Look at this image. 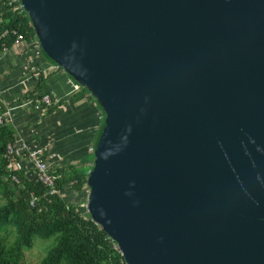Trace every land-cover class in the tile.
<instances>
[{"label":"water","instance_id":"1","mask_svg":"<svg viewBox=\"0 0 264 264\" xmlns=\"http://www.w3.org/2000/svg\"><path fill=\"white\" fill-rule=\"evenodd\" d=\"M105 114L87 211L126 264H264V0H22Z\"/></svg>","mask_w":264,"mask_h":264},{"label":"trees","instance_id":"2","mask_svg":"<svg viewBox=\"0 0 264 264\" xmlns=\"http://www.w3.org/2000/svg\"><path fill=\"white\" fill-rule=\"evenodd\" d=\"M10 1L0 0V53L4 47L12 48L17 34H23L28 40L37 37L28 15L10 7ZM5 32L7 34L3 37ZM42 56L50 64L57 65L43 50ZM35 80H38L37 86L25 94V100L42 96L39 91L45 88L46 75L41 73ZM81 92L91 95L85 88ZM95 101L103 112L101 105ZM56 108L50 107L47 111L54 112ZM105 124L104 114L93 150ZM14 141L11 126L0 124V195L6 200V203L0 205V264H21L23 251L31 248L37 239L52 242V247L48 248L40 264H126L118 244L102 226L92 220L88 211H82L79 205L63 196H47L42 185L29 181L22 172L17 174L21 189L18 186L12 187L5 152L7 145ZM93 162L94 151L77 163L58 168L60 191L65 194L67 189H73L76 193L87 190ZM32 198H37L35 206H31ZM12 234L14 239L10 242Z\"/></svg>","mask_w":264,"mask_h":264},{"label":"crops","instance_id":"3","mask_svg":"<svg viewBox=\"0 0 264 264\" xmlns=\"http://www.w3.org/2000/svg\"><path fill=\"white\" fill-rule=\"evenodd\" d=\"M35 66L39 73L52 72L46 75L45 88L39 94H52L61 105L55 106L54 112L33 106L13 111L9 126L14 131L15 140L22 138L29 145L47 147V156L57 158L59 155L60 159H64L62 167L77 163L94 151V141L102 128L104 113L93 97L82 94V90L71 95L70 78L64 70L54 71L55 65L43 56L36 60ZM30 67L28 57L14 49L0 53V87L5 92L3 96L7 103H22L26 99L25 94L37 86L38 80H35V75L33 77ZM71 159L74 161L71 162ZM19 165L24 177L33 181L31 174L26 176V170L31 169V165L26 160H19ZM85 191L76 193L67 189L64 197L72 202L75 194L81 196Z\"/></svg>","mask_w":264,"mask_h":264},{"label":"built area","instance_id":"4","mask_svg":"<svg viewBox=\"0 0 264 264\" xmlns=\"http://www.w3.org/2000/svg\"><path fill=\"white\" fill-rule=\"evenodd\" d=\"M9 6L14 8L16 11H24L22 6V0H11ZM16 35V32H13ZM7 34L5 32L2 36ZM12 47L14 50L20 52L22 55L28 57V63L32 67L33 77L39 78L41 73L38 72L36 65V60L42 56V47L38 37L28 40L25 39L23 34H17V39ZM9 49L4 47V52ZM54 71H63L60 66L55 65ZM44 75H49L52 73L49 71H43ZM71 83V95L79 93L83 87L78 85L72 79ZM59 105V101L54 98L52 94H42L40 98L25 100L18 104L16 108H24L27 106H33L41 108L47 111L50 107H55ZM1 114V113H0ZM2 117L0 118V124H2ZM47 147L32 146L28 143L22 141V139L16 140L13 143H9L6 147L5 158L8 160L7 168L11 173L16 171H21L19 165V160H26L27 164L31 165V170L36 183L42 185L47 189V196H63L64 194L60 191L59 182L61 178L58 176L57 172L54 171V162L56 158L53 156H47ZM12 181L16 184H20L19 181L13 177ZM37 203V198H32L31 206H35Z\"/></svg>","mask_w":264,"mask_h":264},{"label":"rangeland","instance_id":"5","mask_svg":"<svg viewBox=\"0 0 264 264\" xmlns=\"http://www.w3.org/2000/svg\"><path fill=\"white\" fill-rule=\"evenodd\" d=\"M8 49L11 50L13 48H8ZM3 52H4V49H3ZM17 53L21 54L18 51H17ZM30 71H32V67H30ZM4 93L5 92L0 87V113H1L0 114V118L2 117V120H3L2 121V124H4V125H10V123L12 121V119H11L12 113L16 109H18V108H16V106L18 104L14 105V104L7 103L5 101V99H4V96H3ZM59 105H61V104H59ZM22 141L25 142L26 144L28 143V141L25 140V139H22ZM11 143H13V142H11ZM78 156H79V154H78ZM53 157H55V156H53ZM73 161L74 160L71 159V162H73ZM52 162H54V171L57 172L58 168H61L63 166L64 159L63 158L60 159V156L57 155V158L55 160H53ZM18 170H22V169H18ZM32 170L31 169H27L26 170V172H27L26 176L29 177L30 174H31V180H34V176H33ZM18 173H21V172L20 171H16L14 173H11L9 171V176L11 177V185H12V187L15 188L16 186H18L21 189V184L18 185V184L14 183L12 181V178L15 177L19 181V183H20V180L17 178V174ZM46 191H47V189H46ZM89 195H90V190L87 189L84 192V194H82L81 196H79L78 194H75V197H73L71 201L74 202V203H76L77 205H79L80 206V209L82 211H87V204H88V201H89ZM4 203H6V200L0 195V205H3ZM13 239H14V235L12 234L11 237H10V242H12ZM50 245H52V242H44V241H41L40 239H37L31 248L26 249V250L23 251V259H22L21 264H40L41 263V260L46 256V251L48 250V248L49 247H52Z\"/></svg>","mask_w":264,"mask_h":264}]
</instances>
